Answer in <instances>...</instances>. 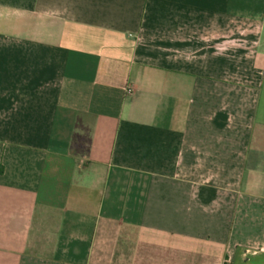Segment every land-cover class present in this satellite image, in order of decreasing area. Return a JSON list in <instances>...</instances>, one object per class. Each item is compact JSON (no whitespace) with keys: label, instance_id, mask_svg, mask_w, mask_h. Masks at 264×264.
<instances>
[{"label":"crops","instance_id":"crops-1","mask_svg":"<svg viewBox=\"0 0 264 264\" xmlns=\"http://www.w3.org/2000/svg\"><path fill=\"white\" fill-rule=\"evenodd\" d=\"M0 264H264V0H0Z\"/></svg>","mask_w":264,"mask_h":264},{"label":"built area","instance_id":"built-area-1","mask_svg":"<svg viewBox=\"0 0 264 264\" xmlns=\"http://www.w3.org/2000/svg\"><path fill=\"white\" fill-rule=\"evenodd\" d=\"M131 91H132V88L131 87H128L127 92L129 93Z\"/></svg>","mask_w":264,"mask_h":264}]
</instances>
